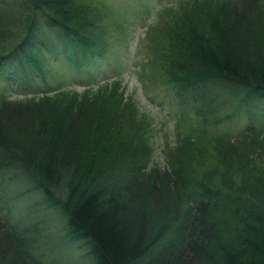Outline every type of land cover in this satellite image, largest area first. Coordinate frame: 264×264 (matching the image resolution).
Instances as JSON below:
<instances>
[{
    "label": "trees",
    "instance_id": "16d2710c",
    "mask_svg": "<svg viewBox=\"0 0 264 264\" xmlns=\"http://www.w3.org/2000/svg\"><path fill=\"white\" fill-rule=\"evenodd\" d=\"M94 1L3 7L0 0V75L40 70L48 37L61 39L77 66L103 57L98 17L109 11ZM176 3L159 14L167 28L147 34L150 54L141 65L199 104L195 116L182 117L191 129L179 134L165 167H149L144 117L113 80L82 92L58 86L52 95L2 98L0 174L9 166L22 171L31 186L25 193H39L59 212L71 241H87L92 264H264V127L215 137L204 160L207 149L196 145L202 131L192 126L215 113L210 82L264 100V0ZM26 232L0 213V264H41Z\"/></svg>",
    "mask_w": 264,
    "mask_h": 264
},
{
    "label": "rangeland",
    "instance_id": "374dc122",
    "mask_svg": "<svg viewBox=\"0 0 264 264\" xmlns=\"http://www.w3.org/2000/svg\"><path fill=\"white\" fill-rule=\"evenodd\" d=\"M12 1L4 0L3 7ZM94 3L109 11L98 17L106 32L107 50L103 57L79 60L80 66H77L70 55L71 50L65 49L63 41L48 37L37 54L41 60L40 70L25 73L10 67L0 75V100L52 95L58 91V86L62 90L82 92L86 84L97 88L116 80L124 97L130 98L140 116L144 117L140 129L151 148L149 167L163 168L167 162L166 154L179 142V134L191 129L189 124L186 127L184 123L181 125L182 117L195 116L199 107V104L192 103V96L177 95L166 84L157 81L154 72L141 66L150 54L147 34L153 27H160L163 31L167 28V20L159 14L171 8L175 11L176 0H98ZM143 70L144 74H141ZM13 74L17 81L8 78ZM149 74L152 80L146 78ZM220 83L219 80L209 83L213 99H209L208 110L214 111V115L208 116L205 125L201 122L192 124L202 131L201 144L196 142V145L207 149L202 156L204 160L212 152L215 137L234 138L248 124L264 127V100L256 96L246 99L241 89ZM9 168L0 174V213H6L13 224L28 231L26 237L33 240L32 258L41 264H92L87 241H71L59 212L44 204L39 193H25L31 186L22 171ZM61 193L65 198L67 193L63 190ZM5 207H8L7 211Z\"/></svg>",
    "mask_w": 264,
    "mask_h": 264
}]
</instances>
